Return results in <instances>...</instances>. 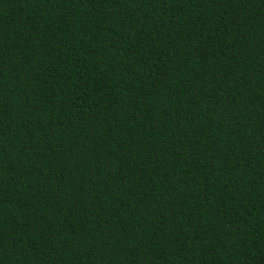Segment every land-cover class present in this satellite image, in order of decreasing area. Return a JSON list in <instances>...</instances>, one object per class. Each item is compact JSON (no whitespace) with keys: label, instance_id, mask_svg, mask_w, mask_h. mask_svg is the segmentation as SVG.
<instances>
[{"label":"trees","instance_id":"obj_1","mask_svg":"<svg viewBox=\"0 0 264 264\" xmlns=\"http://www.w3.org/2000/svg\"><path fill=\"white\" fill-rule=\"evenodd\" d=\"M0 264H264V0H0Z\"/></svg>","mask_w":264,"mask_h":264}]
</instances>
